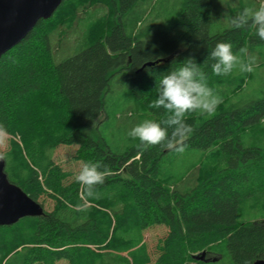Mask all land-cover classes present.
Instances as JSON below:
<instances>
[{
    "label": "trees",
    "instance_id": "obj_1",
    "mask_svg": "<svg viewBox=\"0 0 264 264\" xmlns=\"http://www.w3.org/2000/svg\"><path fill=\"white\" fill-rule=\"evenodd\" d=\"M261 1L66 0L3 55L0 132L18 134L25 144L10 140L6 173L33 200L48 199L53 207L0 227V264L264 259V223L256 221L264 219V180L257 176L264 171V77L260 97L243 105L237 100L251 73L217 76L211 57L217 43L229 42L260 66L264 40L256 27L235 28L231 21ZM69 41L77 52L59 60ZM244 47L247 54L239 51ZM188 59L222 102L211 114H186L193 131L182 153L175 144L167 149L168 141L161 147L130 137L137 124L153 120L173 139L171 114L149 105L163 75ZM48 89L50 99L43 96ZM60 146L76 147L82 168L110 169L92 190L98 197L56 164ZM194 154L198 159L188 165L186 156ZM154 226L166 233L152 253L144 233ZM205 250L219 260L195 258Z\"/></svg>",
    "mask_w": 264,
    "mask_h": 264
},
{
    "label": "clouds",
    "instance_id": "obj_2",
    "mask_svg": "<svg viewBox=\"0 0 264 264\" xmlns=\"http://www.w3.org/2000/svg\"><path fill=\"white\" fill-rule=\"evenodd\" d=\"M235 28H243L251 23L256 27V34L264 40V3L258 7H244L231 21ZM241 53L247 54V48H241ZM211 57L217 62L212 65V72L217 76L228 75L234 69L241 73L252 72L254 70L255 57L247 60L237 55L233 51V45L229 42H219L211 52ZM158 90L160 95L150 105V108L166 109L171 115L166 121L169 126H174L171 132L172 140H169V130L162 127L160 123L153 120H144L133 127L128 135L138 139L143 145L165 146L168 141L167 149H173L182 153L185 150L184 141L193 131V127L186 123V114L196 111L213 113L216 107L222 102V98L208 86L205 74L200 71L188 59L187 63L172 71L170 74L163 75L159 81ZM111 174L107 167L101 171L98 164L85 163L76 177L78 183L86 186L90 197H98L99 193L94 194L93 189L97 185H103L106 177Z\"/></svg>",
    "mask_w": 264,
    "mask_h": 264
},
{
    "label": "water",
    "instance_id": "obj_3",
    "mask_svg": "<svg viewBox=\"0 0 264 264\" xmlns=\"http://www.w3.org/2000/svg\"><path fill=\"white\" fill-rule=\"evenodd\" d=\"M64 1L0 0V60L20 44L40 20L51 18ZM6 164L0 155V227L12 226L26 217L43 216L44 207L9 180ZM253 264H264V259Z\"/></svg>",
    "mask_w": 264,
    "mask_h": 264
},
{
    "label": "rangeland",
    "instance_id": "obj_4",
    "mask_svg": "<svg viewBox=\"0 0 264 264\" xmlns=\"http://www.w3.org/2000/svg\"><path fill=\"white\" fill-rule=\"evenodd\" d=\"M244 1H251V0H244ZM261 2L264 3L263 0ZM74 43L69 41L68 46L64 47L65 48L64 51H62V49H61L59 60H63L65 58H67L68 56L73 55L77 52V49H76L77 47L74 46ZM261 55L264 57V49L261 51ZM239 73H240V71H237L235 74H239ZM250 73H251V75H250L251 78H249L250 80L248 79L249 81H248L247 87H246V89H244L239 94L240 96L238 97L239 99L237 100V102L240 100L244 101V102H242L243 105L247 104L248 102H250L252 100L259 98L261 95L259 93V90H258V85L260 84L262 77H264V61H262L260 66H258L257 63H254V70ZM115 90L118 91L119 86L117 88H115ZM50 93H51V91L48 89L44 93L43 96H46L50 99ZM46 134H47V132H43L42 134H38V136H42V139H44ZM54 134H56V133H54ZM10 140L16 141L18 144L21 145L22 148H25L23 138H21L18 134H16L15 136H11L9 134L0 132V155L1 156H4V154L8 153V151L10 149L9 148ZM76 150H77L76 147L60 146L54 155V160H55L56 164H58V166L62 167V169L65 173L69 172V175H70L69 179L71 182H73L76 179L77 175L79 174L80 170L82 169L81 161L78 159L75 160ZM197 156H198V154L187 155L186 156V162H188V165L193 164L198 159ZM257 176H261L260 179L264 180V171L258 172ZM39 203L44 205L45 210H47V211L52 210L53 204L50 200H48V199H46V201L40 200ZM256 221L260 224L264 223V219H262V220L259 219ZM165 233H166V230H165V227H163V226H154V227L148 229L147 231H145L144 240L147 242V244L149 246V250L152 253L155 252V247H156L158 241L164 237ZM123 255L126 256L127 254H123ZM195 257L198 260L204 261V262H211V261L215 262V261H218L220 258L219 256L211 253L208 250H205L203 252H200L199 254H196ZM153 259H155V258H153ZM56 264H68V263H67V261L61 260V261H57Z\"/></svg>",
    "mask_w": 264,
    "mask_h": 264
}]
</instances>
